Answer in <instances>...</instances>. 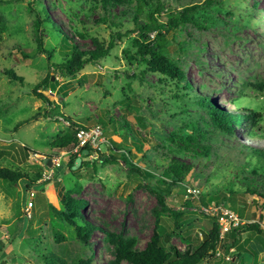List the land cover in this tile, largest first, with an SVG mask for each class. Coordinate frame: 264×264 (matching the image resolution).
Listing matches in <instances>:
<instances>
[{"label":"rangeland","instance_id":"374dc122","mask_svg":"<svg viewBox=\"0 0 264 264\" xmlns=\"http://www.w3.org/2000/svg\"><path fill=\"white\" fill-rule=\"evenodd\" d=\"M100 1L0 0V17L8 26L0 36V152H9L0 159V168H20L32 179L41 175L29 192L23 182L10 186L0 180V264H45L50 253L68 263L92 256L94 264H109L115 262L118 247L106 233L131 242L134 250H143L157 233L167 236L170 246L185 252L195 248L197 237L203 240L213 221L219 226V214L205 213L206 207H202L216 205L205 197L219 193H226L236 204V210L229 202L216 205L236 215L238 225L231 230L257 223L264 231V199L244 193L246 187L254 186L264 194V174L260 171L264 162H252L254 165L241 173L237 168L244 158L235 153L238 144L248 143V128L264 135V90L252 86L264 81V0H163L176 11L200 6L195 22L167 36L166 55L182 67L191 92L129 60L135 53L132 41L137 38L130 18L134 9L128 11L118 3L107 14ZM43 8L79 46L94 48L93 39L105 43L113 39L115 46L107 57L86 65L73 78H64L52 70V64L61 62L63 55L61 36L50 23L42 24L39 30L52 57L48 60L36 52L35 23L38 17L43 18ZM122 12L126 17L118 18ZM112 21L124 27L111 26ZM47 75L59 83L55 92L38 91L48 98L50 106L33 93ZM194 95L208 97L224 114L248 110L260 115V120L249 118L244 126L233 119L229 139L217 126L216 116L198 106ZM230 101H235L236 110ZM35 114H46L48 119L40 117L15 130L20 121ZM123 120L132 131H125L128 126L124 127ZM80 125L102 127L105 142L99 153H110L113 145L122 149L117 152H131V165L155 178L146 180L122 162L102 164L93 151L88 164L74 174L70 172L68 162L76 146L59 150L50 144ZM133 132L146 139L139 140L137 148L130 142ZM191 138L202 147L209 146L211 157L187 150ZM255 142V146L264 147V138ZM172 158L181 159L191 170L184 184L173 187L172 195L164 198L163 206L152 189L164 187L159 179ZM47 160L52 161V167L46 165ZM77 183L82 189L73 198L89 204L84 211L92 228L88 244L79 240L75 226L67 220L62 221L60 231L65 241L57 242L50 207L63 209L62 195ZM189 187L199 193L196 190L190 195ZM230 188L236 194L229 195ZM185 201L191 203L190 209L182 208ZM171 209L182 210L183 215L175 219ZM187 235L190 245L181 239ZM250 243L260 253L256 258L243 254L244 264H264V233ZM233 254L232 249L224 254L217 249L213 263L230 264Z\"/></svg>","mask_w":264,"mask_h":264},{"label":"trees","instance_id":"16d2710c","mask_svg":"<svg viewBox=\"0 0 264 264\" xmlns=\"http://www.w3.org/2000/svg\"><path fill=\"white\" fill-rule=\"evenodd\" d=\"M101 6L103 10L108 14L109 8L116 4H122L123 6H127L128 11L132 9L131 23L134 27V33H136L137 38L132 41L133 48L135 49V53L128 57L129 60H134L135 62L142 64L145 68V72H150L153 74H158L163 76L170 81L176 82L177 86H183L184 90L191 92V85L186 79V75L182 67L178 62L173 61L166 55V47L169 42L167 36L170 32H179L181 29L195 22L194 15L195 12L200 8L199 5H194L190 7H185L180 11L173 10L171 5L165 4L163 0H101ZM211 1H207L210 3ZM134 3V5H133ZM43 18L36 20L35 23V43H36V52L38 54L46 55V57L51 59L52 55L44 47L43 39L40 32V27L42 24L50 23L52 29L58 32L61 36V54L62 59L59 63L52 64V70L58 72L64 78L66 77H75L79 72H81L86 65L97 63L99 60L108 56L109 52L115 46L113 39L109 40L108 43L101 42L98 39H93L94 48H88L84 46H79L75 41L65 34L54 20H52L49 12L46 9L41 10ZM41 13L40 14L41 16ZM127 13L122 12L118 18L126 17ZM105 22L109 21L108 16L106 15ZM144 17V22H141L139 18ZM262 17V16H260ZM105 19V18H103ZM102 21L104 22V20ZM111 26H116L119 28L124 27V25L119 23H114L113 21L110 24ZM8 31V26L0 17V36ZM130 34V32H129ZM153 34V35H152ZM115 35L119 36L118 33ZM25 56V55H24ZM26 57V56H25ZM255 88L260 90H264V81L257 85H252ZM44 89H49L52 92H55L59 88V83L57 80H52V76L47 75L39 84L35 86L33 89L34 95L39 98L44 103L51 105L48 98L39 93L38 91ZM194 99L197 100L198 106L206 107L210 114L216 116V122H218V127L223 131L227 132V136L229 139L233 136V127L231 126V121L234 119L236 123L240 125H246V120L251 118L253 121L257 122L260 120V115L254 114L252 115L248 110L244 111H236L235 114H224L220 108L215 107L211 104L208 97L205 96H197L194 95ZM230 103L234 106L236 110L235 101H230ZM40 117H44L48 119L46 114H35L33 117L28 118L26 120L20 121L16 126L15 130H18L21 126L33 121L37 120ZM109 125L112 124V120L109 119L107 122ZM124 127L128 126V129L125 128V131H132L128 123L123 120ZM101 125L105 128L107 125L103 121H101ZM242 126V127H244ZM83 128V126H77V129ZM248 128V127H247ZM76 130L68 131L63 136L55 139L51 142L50 147L55 149H66L72 147L74 149L77 146V138H76ZM248 136L246 137L245 145L238 144L239 149L236 148V152L238 156L243 157V162L237 168L238 171L243 173L247 167L254 165L252 162H255L256 165L259 164V161L262 160L264 162V147H257L252 142L258 143L255 141L260 140V138H264V135L259 136L256 132H254L253 127L248 128ZM124 132V131H123ZM128 134V132H126ZM133 138L130 142H134V147L137 148L136 144L139 140L146 141V139L142 138V135L133 132ZM122 139H126L125 133ZM190 146H185L187 150H191L197 153L199 156L203 158H210V147H202L199 143L195 142L193 138L190 139ZM207 140V139H206ZM24 151H28L27 148H23ZM84 150H88V155H82ZM117 150L122 151L119 147L113 145L110 153L102 154L98 153L99 161L102 164H116L118 162H122L125 165L130 166V171L134 173H138L142 175L144 179L155 178V175L150 173L149 171L141 170L139 168L134 167L132 164V153L123 151L117 152ZM92 151L89 147H84L79 149L77 152L73 153L68 162V168L70 172L75 173L72 170V167L75 165V161L78 157L82 159V163L80 169H82L86 164V160L90 157ZM115 153V154H113ZM118 153V154H117ZM9 152L1 151L0 159L6 157ZM50 158V157H48ZM248 160V161H247ZM254 169V168H253ZM255 169H259L258 167ZM261 169V170H260ZM260 171L264 174V163L260 166ZM191 167L186 165L179 158H172L170 160L169 165L164 169L161 175V179H159L160 184H163V188H153V192L157 195L160 203L165 206L164 198L166 196L172 195L173 187L180 186V184H184L185 178L188 175ZM251 173H255L254 170ZM258 174V173H257ZM259 175V174H258ZM260 176V175H259ZM259 176H255L256 180L260 179ZM37 179H32L28 173L22 171L20 168H11L4 167L0 168V180L4 181L10 186L19 184L23 182L25 185V189L29 192L34 186H36L37 181L41 179V175L36 177ZM169 181V183L167 182ZM254 184V183H253ZM233 186L232 184L230 185ZM252 186V185H251ZM82 186L77 183L75 187L65 194L62 195V205L63 209H58L56 207H50V217H51V227L54 230V238L57 242L65 241V236L62 234L63 225L62 221L67 220L70 224L74 225L76 228L77 236L79 240L83 243L88 244V239L90 237V230L92 229L89 223L86 221V217L84 215V211L88 208L89 204L84 199L73 198V194L79 195L81 192ZM229 195L236 194L231 188L227 191ZM227 193V194H228ZM245 194L247 195H255L264 199V194H262L261 189L257 187H246ZM226 194V193H225ZM224 193L214 194L212 196L205 197L208 202H216L217 204H223L225 202L231 203L232 207L236 210V204L234 199H231ZM202 204H205L204 200H202ZM191 203L188 201L184 202V209H190ZM171 214L175 219H178L181 215H183L182 210L171 209ZM82 222L83 224H79ZM181 230L182 226H178ZM105 233V232H104ZM264 233L261 230L259 224L251 223L244 224L240 227L234 228L225 234L224 239L220 240L219 229L217 227V223L213 221L212 229L209 233L203 235V240L199 241L198 237L195 239L196 245L195 248H188L187 251L181 252L176 247L170 246L168 242L165 241L167 236L161 237L157 233H154L150 242L147 243L146 247L143 250H134L133 244L131 242L125 241L120 236H116L113 234H107L109 241L117 245L118 250L116 252V260L115 262H111L109 264H121L122 262H126L127 264H214L213 258H215V253L217 249L221 251V253H228L231 249L234 254L233 257L238 259L237 264H244L243 262V254L249 253L253 257H257L260 253L259 249H256L253 244L250 242L254 240V238ZM246 235V236H244ZM182 241L191 244L189 240V235L187 237H181ZM249 244V245H248ZM45 264H94L92 256L90 258H78L75 261L68 263L63 258L50 253L48 257L44 259Z\"/></svg>","mask_w":264,"mask_h":264},{"label":"built area","instance_id":"2783aa9c","mask_svg":"<svg viewBox=\"0 0 264 264\" xmlns=\"http://www.w3.org/2000/svg\"><path fill=\"white\" fill-rule=\"evenodd\" d=\"M76 138H77V146L75 148V151L77 152L79 149L84 148V147H89L91 151H93L94 155H98V153L101 150L102 145L105 142L104 138V132L103 129L100 125H96L91 128H79L76 131ZM197 189L195 188H187V192L190 195L196 194ZM193 191V192H192ZM199 193V191H198ZM217 205V204H216ZM215 203H209L206 207L203 209L205 213H218L220 218H219V235L220 237H224L226 233H228L231 229V226H237V217L230 211L229 209L223 207L220 205L217 207ZM223 235V236H221Z\"/></svg>","mask_w":264,"mask_h":264},{"label":"water","instance_id":"95a60500","mask_svg":"<svg viewBox=\"0 0 264 264\" xmlns=\"http://www.w3.org/2000/svg\"><path fill=\"white\" fill-rule=\"evenodd\" d=\"M52 80H53V78H52ZM82 155H84V156L88 155V151H87V150H84V151L82 152ZM51 163H52L51 160H47V161H46V165H47L48 167H52V164H51ZM81 163H82V159H81L80 157H78V158L76 159V161H75V165L72 167V170L74 171V170H76L78 167H80V166H81ZM165 241H167V239H165ZM237 263H238V259L235 258L234 261L231 262L230 264H237Z\"/></svg>","mask_w":264,"mask_h":264},{"label":"bare ground","instance_id":"6f19581e","mask_svg":"<svg viewBox=\"0 0 264 264\" xmlns=\"http://www.w3.org/2000/svg\"><path fill=\"white\" fill-rule=\"evenodd\" d=\"M222 100V99H221ZM222 102H225V100H222ZM232 108V107H231Z\"/></svg>","mask_w":264,"mask_h":264},{"label":"clouds","instance_id":"9594fccd","mask_svg":"<svg viewBox=\"0 0 264 264\" xmlns=\"http://www.w3.org/2000/svg\"><path fill=\"white\" fill-rule=\"evenodd\" d=\"M88 151V150H87ZM89 153V152H88Z\"/></svg>","mask_w":264,"mask_h":264}]
</instances>
